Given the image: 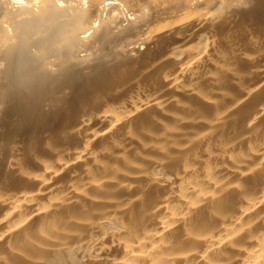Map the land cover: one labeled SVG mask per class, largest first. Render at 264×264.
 Wrapping results in <instances>:
<instances>
[{"label":"bare ground","instance_id":"1","mask_svg":"<svg viewBox=\"0 0 264 264\" xmlns=\"http://www.w3.org/2000/svg\"><path fill=\"white\" fill-rule=\"evenodd\" d=\"M0 264H264V0H0Z\"/></svg>","mask_w":264,"mask_h":264}]
</instances>
